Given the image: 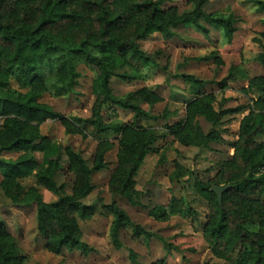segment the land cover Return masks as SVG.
Returning a JSON list of instances; mask_svg holds the SVG:
<instances>
[{"label": "trees", "instance_id": "16d2710c", "mask_svg": "<svg viewBox=\"0 0 264 264\" xmlns=\"http://www.w3.org/2000/svg\"><path fill=\"white\" fill-rule=\"evenodd\" d=\"M166 1L0 0V120H3L0 133L4 131L13 137L1 150L25 154L15 162L0 159V197L9 198L15 205H37L38 232L53 254L67 250L87 256L92 252L81 241L77 222L90 220L97 211L96 205L86 206L83 200L93 191L92 176L105 168L106 150L97 152L95 163L89 168L79 154L51 142L35 130L20 134V126L36 128L47 121H58L66 132L73 128V132L84 134V128L88 127L93 137L119 135L121 179L116 194L132 207H143L140 193L134 188V177L145 156L153 152L150 147L158 138L171 135L185 147L206 148L221 139L215 130L204 135L196 118H204L215 129L225 116L241 112L242 108L222 110L221 106L216 111L213 97L202 93L205 83L184 75L181 78L189 84L194 98L187 104L185 118L180 123L166 125L158 131L104 122L101 113L107 105L111 106L112 115L117 108L132 112L138 120L155 119L141 108L140 101L136 102L139 97L141 102H153L151 93L142 90L117 97L109 86L113 78L125 83L143 80L146 69L158 67L154 57L142 50L140 41L155 34L169 40L177 36L175 29L190 26L205 37L210 30H217L223 43L232 44L236 30L231 15L206 14L203 7L207 0H189V9L181 13L175 8L162 9ZM256 4L264 12V2ZM260 37L263 51L256 60L264 69V33ZM211 59L218 60L217 54L202 61ZM79 62L94 72L95 101L88 119H67L38 100L43 94L56 98L73 95L80 77ZM245 78L244 71L231 68L228 76L218 83L220 92L226 90L228 83ZM12 80L21 82L28 91L9 89ZM245 92L254 96L256 111L241 120L232 158L220 163L212 182H194V189L207 200L210 211L202 231L203 239L213 256L224 264H264V176L257 175L264 164V142H258L264 134V77L251 81ZM99 144L106 141L101 140ZM29 152L41 153V161L27 155ZM63 162H68L77 176L78 182L71 194H66L64 187L55 181ZM30 175L38 186L56 197L54 202L45 203L36 191L25 195L18 181ZM213 186L229 187L222 194L221 204L211 192ZM102 208L112 217L109 233L116 249L122 248V230L131 229L133 239L152 237L115 203ZM176 215L191 218L193 222L197 220V212L185 198L172 197L165 208L154 207L150 211L151 217L161 221ZM0 243L4 244L0 248V264L23 263L16 241L1 221ZM165 248L169 253L172 247L165 244ZM130 257L135 262V255Z\"/></svg>", "mask_w": 264, "mask_h": 264}, {"label": "rangeland", "instance_id": "374dc122", "mask_svg": "<svg viewBox=\"0 0 264 264\" xmlns=\"http://www.w3.org/2000/svg\"><path fill=\"white\" fill-rule=\"evenodd\" d=\"M257 2L264 0H207L203 7L206 14L231 15L235 19L236 32L232 44L223 43L221 33L217 30H210L205 37L190 26H181L174 30L177 36L172 39L165 40L155 34L139 42L142 50L153 56L158 65L154 69H146L143 80L125 83L117 78L111 79L109 86L114 96L125 97L142 90L151 93L153 102H141V97L136 102L140 101L141 108L155 119L138 120L132 112L117 108L112 115L111 106L107 105L101 113L105 123L121 122L158 131L166 125L180 123L185 118L187 104L194 98L189 84L181 78L184 75L205 83L202 93L213 97L216 111L220 106L222 110L242 108L239 113L225 116L215 129L204 118H196L204 135L212 130L219 133L221 142H211L206 148L185 147L171 135L158 138L150 147L153 152L145 156L134 177V188L140 193L143 207H132L126 199L116 194L121 179L119 135L110 133L93 137L88 127L84 128V134L73 132V128L66 132L58 121H47L36 128L20 126V134L35 130L40 136L79 154L89 168L93 167L97 152L106 150L105 168L92 176L93 191L83 200L86 206L96 205L97 211L90 220L77 222L81 241L92 249L87 256L78 251L62 250L59 254L48 251L45 238L38 232L37 205H15L9 198L0 197V221L16 241L24 257L22 264H224L213 256L203 239L202 231L210 211L207 200L194 189V182L210 183L214 180L220 163L230 160L234 154L233 146L241 120L256 111L254 96L245 91L251 81L264 77V69L256 60L263 51L260 35L264 33V12L259 10ZM161 7L164 10L175 8L181 13L190 6L189 0H168ZM214 53L218 60L202 61ZM231 68L244 71L246 78L228 83L226 90L220 92L218 83L228 76ZM77 71L80 77L73 95L56 98L51 94H43L38 101L67 119H88L95 101L92 94L94 72L80 62L77 63ZM8 88L22 93L28 91L16 80H12ZM0 124H3V120H0ZM11 139L13 137L9 133H0V159L15 162L25 154L1 150L4 143ZM101 140H105L106 144H99ZM258 142H264V134L258 138ZM134 143L137 145L138 141ZM27 155L41 161L42 154L39 152H29ZM189 173H193L192 176ZM55 181L64 187L66 194H71L78 182L68 162L61 164ZM18 184L25 195L36 191L45 203L56 200L53 194L37 185L33 175L18 181ZM172 197L185 198L197 212L196 222L181 215L169 217L166 221L155 220L150 216L151 209L165 208ZM113 203L152 237L149 240L133 239L132 230L125 229L120 233L122 248L116 249L109 233L112 217L102 208ZM165 244L172 247L169 253ZM2 247L4 244L0 243ZM131 254L135 255V262Z\"/></svg>", "mask_w": 264, "mask_h": 264}, {"label": "water", "instance_id": "95a60500", "mask_svg": "<svg viewBox=\"0 0 264 264\" xmlns=\"http://www.w3.org/2000/svg\"><path fill=\"white\" fill-rule=\"evenodd\" d=\"M229 189V187H219V186H213L211 188V192L217 197V201L219 204L222 202V194L226 192Z\"/></svg>", "mask_w": 264, "mask_h": 264}, {"label": "built area", "instance_id": "2783aa9c", "mask_svg": "<svg viewBox=\"0 0 264 264\" xmlns=\"http://www.w3.org/2000/svg\"><path fill=\"white\" fill-rule=\"evenodd\" d=\"M257 175L264 176V164L258 169Z\"/></svg>", "mask_w": 264, "mask_h": 264}]
</instances>
